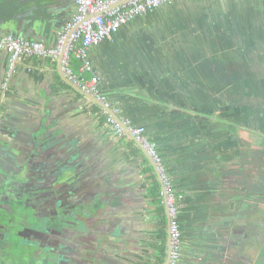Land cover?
<instances>
[{
    "label": "crops",
    "instance_id": "1",
    "mask_svg": "<svg viewBox=\"0 0 264 264\" xmlns=\"http://www.w3.org/2000/svg\"><path fill=\"white\" fill-rule=\"evenodd\" d=\"M35 6L37 14L50 17L52 14L48 12L49 7L60 8L56 9L57 14L60 12V15H57L60 19L65 17L68 20L75 12L73 0H0V21L21 13V7H26L30 11ZM218 12H222L230 21L232 16L238 13L248 22L257 21L264 25V0H172L171 3L161 4L153 12L131 20L102 43L93 46L90 50V58L96 70L94 72L100 78V88L108 96L111 107H117L121 111V108L141 103L139 98L149 101V97H153L157 100L156 98L160 96L159 85L162 81L165 61L171 62L173 67H180L188 58L193 60L192 57H187L189 54L185 53L188 51L187 37L195 41V32L190 26H193L196 32H202L205 30V22H211L214 14ZM7 28L0 22V29L7 30ZM59 30L60 28L48 23L44 31L39 29L37 35L27 33V36L43 41L48 46H54ZM196 35L198 36L197 33ZM236 40H240L238 35ZM231 42L235 44L228 35L224 43L230 46ZM2 51L5 55L8 53L5 48ZM58 59L59 57L30 56L20 60L30 65L25 73L30 76L28 84L31 92L28 94H34L40 82L50 81L61 85L56 88V95L49 101L50 103H47V106L52 111V120L63 115L70 131V136H67L72 137L73 140H79L91 133L102 145H110L108 166L119 168L121 178L118 180L120 182L114 179L112 191L121 190L125 192L126 197L115 196L107 206L108 216L102 219L111 221L116 228L119 226L118 229L120 225L123 226L120 232L113 229V233H108L106 238H108L107 241L117 240L122 244L120 238L128 236L131 246L125 249V252L133 257L112 253L111 261L118 264L119 259L122 258L130 261V264H164L169 249L170 220L161 176L156 174L151 162L128 134L131 129L129 126L125 127V123H120L124 128V134H118L115 130L110 134L109 131L112 128L107 122L109 113L98 112L88 103L74 109L67 108L68 111L64 114L63 110L66 108L60 106L68 101L72 89L66 82L71 80ZM79 64V61H74L73 66L76 70ZM94 72H86L83 75L90 77L95 74ZM172 78L173 85L174 83L183 85L180 77ZM26 83V81L21 83L22 89ZM74 85L80 88L78 84L74 83ZM115 93L123 95L122 98L113 96ZM37 95L40 96L39 93ZM180 103L177 102L174 105L175 110H178L175 113L178 117H181V113L177 112H181L179 109L183 107L182 100ZM189 103L193 105L192 102ZM34 105L41 106L37 102ZM20 109L22 115L19 126L21 129L18 131L20 139L23 142H30V139L35 141L34 131L37 119L42 113L39 114V110L34 113L21 107ZM192 109L187 108L189 111H195L194 108ZM160 112L157 111V118L161 120L165 115ZM26 113L30 116L27 117ZM126 113L130 115L132 122L146 126L147 132L151 134L154 132L153 135H155L150 123L137 122L128 111ZM175 120L177 119L172 118L168 122L169 126L165 122L161 124L163 127L159 130L161 135L159 140L162 142L158 140L157 144H159V153L164 154L163 163L172 179L173 188L176 193L182 194L180 200L182 202H178L183 210V212L178 210V221L181 231L183 230L182 254L178 264H244L243 259L249 255V251L255 263L259 257L260 247L257 231L264 217L263 215L253 216L252 222L248 217L250 212H261L260 210L264 208V205L258 201L259 178L263 173L261 174L256 165L247 166L248 155L238 150L235 135H229L227 132L219 138L217 145L219 148L214 154L206 153L197 146L202 145L200 140H197V145L188 143L186 147L180 149V145L184 142L179 137L180 130L176 128L179 122H174ZM170 127H173L176 132H171ZM163 128H167V131ZM218 130V127L212 128L207 131V134L210 138L218 136ZM173 139L177 141L178 146L169 143ZM146 153L152 156L148 149ZM259 153L256 152L253 163L257 164L259 161L257 158ZM106 164L96 167L86 164L80 169V182L71 184L72 188H75V194L70 195L71 191L67 193L72 204L75 199L83 202L86 198L94 196L96 199L108 196V190L105 191L102 187L99 192L97 191L101 176L96 172L102 171V167ZM201 174L215 178L214 186L216 185L218 189L212 191L207 204L197 205L200 202L188 204L185 202L188 198L194 196L196 192H201L196 191L197 186L195 185L196 188H194L192 184L194 180L201 177ZM249 176L251 178L248 181ZM118 185L120 187H117ZM127 187L131 189L130 193L126 192ZM249 192H251L250 195ZM128 196H131V200H128ZM198 196L200 197L201 194H197ZM249 196H255V200L250 201ZM195 209L198 212L192 213ZM100 218V215L92 214L89 226L93 219ZM248 229L255 235V242L246 249L244 242ZM226 239L232 243L229 247L225 242ZM90 246L95 247V244L90 243ZM90 246L86 250L97 254L98 252ZM114 246L116 250L120 249L117 244Z\"/></svg>",
    "mask_w": 264,
    "mask_h": 264
},
{
    "label": "water",
    "instance_id": "2",
    "mask_svg": "<svg viewBox=\"0 0 264 264\" xmlns=\"http://www.w3.org/2000/svg\"><path fill=\"white\" fill-rule=\"evenodd\" d=\"M167 2L171 3L172 0ZM20 9H22L21 13L0 21L8 27L7 30L0 29V40L6 34L35 40L34 37H28L27 33H36L37 35L39 29L44 31L48 23H52L53 27L61 28L67 21L65 17L60 19L57 16L60 12L57 14L56 9L60 8H48V12L52 14V17L37 14L35 11L36 6L30 11L26 7ZM214 15L211 22H205V30L202 32L198 33L193 26H190L191 30L195 32V41H191L187 37L188 51H185V53L186 55L189 54L187 57H192L193 60L188 58L180 67H173L171 62L165 61V69L162 70V81L159 85L160 96L156 98L157 100L153 97H149V101L139 98L141 103L129 105L121 108L119 112H114L113 107L106 106L97 96L87 93L81 87L76 88L72 81H66V76L64 80L70 85L72 92L68 96V101L60 106L66 108L63 110L64 114L67 113L68 109H74L88 103L98 112L103 111L111 114L121 124L124 123V119L129 118L131 125H139L140 123L132 122V118L126 113L128 111L135 121L150 123L155 135H153L154 132L148 134L152 141H157L156 143L161 137L159 133V130L163 127L161 124L165 122L169 126L168 122L175 118L177 120L174 122H179L176 126L180 130L181 136L179 137L184 142L180 145V149L186 147L185 145H188V143L197 145V140H200L202 145L197 146L210 154L216 153V150L218 151L219 138L227 132L229 135H235L238 150L248 155L247 160L249 162L247 166L253 167L256 165L259 170L264 171V25L257 21L248 22L242 19V15L238 13L232 16V21L222 12ZM228 35L235 44L231 42V45L228 46L224 43ZM236 35L240 37V40H236ZM92 47L89 49V57ZM2 49L3 47L0 46V83L5 81L8 86L6 89L2 87L0 91V185L14 187L23 191L26 195L24 184L21 181H25L26 177L32 171H35L36 163L32 159L38 157L42 162L38 163L37 166L42 167V170H50L51 173H55L56 179L60 180L62 184H66L67 187L70 186L68 191H71L70 195H74L75 188H72L71 184L80 182L79 171L84 165L90 164L96 167L107 163L102 167V171L96 172V174L98 173L101 176V180H97L99 181L97 191L99 192L102 187L105 191L108 190V196H101L100 199H96L94 196L83 201L84 214L87 215L89 220L92 214H98L101 218L93 219L91 226L85 224L79 228L74 227L75 239H78L76 243L82 242L79 249H83L80 251L75 243L71 244L74 249L72 250L74 258L67 264H114L111 261L112 253L133 258L131 254L125 252V249L131 246L129 245L128 236L120 238L122 244L117 240L115 242L107 241L108 238H106L108 233H113V229L120 232L123 226L120 225L118 229L119 226L116 228L111 221L102 219V217L108 216L106 214L107 206L114 200L115 196L126 197L125 192H121V190L112 191L114 179L118 181L121 178L119 168L108 166L111 153L110 145H102L98 138H95L91 133H89L90 135H84L79 140H73L72 137H69V127L63 115H59V117L52 120V111L47 106V103L54 99L56 88L61 87V85L50 81L40 82L36 87V92L28 94V92H31V87L28 84L30 76L25 75V73L30 65L22 63V60H17L11 66L9 53H7L8 58L7 54H3ZM61 59L62 56L60 55L58 62L63 67ZM93 68L96 72L94 65ZM173 76L175 78L180 77L183 85L179 83L173 85L174 81L171 82ZM25 81L27 83L22 89L21 83ZM199 83L201 85L204 83L208 93L214 96L212 99H219L220 104L213 103L212 99L204 100L197 91ZM3 90H5L4 94L6 93L5 98L3 97L4 94L1 95ZM116 95L121 98L123 96H120V93L113 94V96ZM180 100L183 102V107L179 109L181 112H177L181 113V117H178L175 115L178 110H175L174 105L177 102L180 103ZM36 102L40 103L41 106L36 107L34 105ZM189 102H192L193 105L191 106ZM20 103L22 107L30 112L35 109V112L39 110V114L42 113L37 119L38 122L34 131L36 148L33 150L28 149L22 143L18 133L21 129L19 127L21 110L15 106L20 105ZM201 106H205V109H201ZM215 107L221 109L218 112H212V108ZM187 108L191 110L194 108L195 111H189ZM157 111H161L160 113L165 115L161 120L157 118ZM26 114L28 117L29 114ZM126 126L128 127L125 124ZM216 127L219 129L217 131L218 136L210 138L207 131ZM163 129L167 131V128ZM170 130L176 132L173 127ZM109 132L112 134L114 131L112 129ZM128 134L151 162L156 174L160 176L158 165L154 158L146 153L147 148L144 144L132 132ZM169 143L178 146L177 141H174V139ZM257 151L260 153L257 156L259 161L256 164L252 160ZM160 155L162 158L164 157L161 152ZM180 157L182 158V156ZM43 161L46 163L45 166ZM42 170L41 172H44ZM214 183H216L215 178L201 174V177L192 183L194 188L197 186L196 191L201 192H196L194 196L188 198L185 202H188V204L200 202L197 205L207 204L212 191L218 189L216 185L214 186ZM126 192L130 193L131 189L127 187ZM163 194L166 199L164 186ZM197 194H201V196H198V198ZM128 200H131V196H128ZM178 210L183 212L180 206ZM197 212V209L192 211V213ZM87 242L88 244H95V247H90L98 252L97 254L84 251L85 247L89 248ZM225 242L228 247L232 244L228 239ZM115 244L120 247L119 250H116ZM168 246L169 249L164 264H169L170 261V240ZM49 252L48 261L52 264H64L62 263V257H64L62 252L57 250ZM118 264H130V261L121 258Z\"/></svg>",
    "mask_w": 264,
    "mask_h": 264
},
{
    "label": "flooded vegetation",
    "instance_id": "3",
    "mask_svg": "<svg viewBox=\"0 0 264 264\" xmlns=\"http://www.w3.org/2000/svg\"><path fill=\"white\" fill-rule=\"evenodd\" d=\"M7 86V83L2 81L0 91L2 87L6 89ZM197 91L204 100L214 97L208 93L204 83L202 85L199 83ZM4 92L5 90L1 95ZM3 97H6V93ZM212 102L220 104V100L216 98L212 99ZM205 106H201V109H205ZM15 107L25 109L21 103ZM220 109L212 108V112H218ZM32 112L35 113V109H32ZM22 143L30 150L36 148V140L30 139V142L22 141ZM32 160L36 163L35 171H32L25 181H21L26 195L14 187L0 185V264H52L48 261L51 250L62 252L64 255L62 263L67 264L74 258L71 244L75 243L78 249L82 246V242L76 243L78 239H75L74 227L89 225V218L84 214V203L75 199L72 204L67 195L70 190L67 185L57 180L55 173L39 168L37 165L42 161L38 157ZM43 163L45 166L46 163L44 161ZM260 172L263 175L259 178L258 201L264 205V171L260 170ZM250 178L249 176L248 181ZM249 200L253 202L255 196H249ZM260 211L249 213L250 222L253 216L264 217V208ZM257 237L260 243L259 257L254 263L249 251V255L242 258L244 264H264V219L260 222ZM245 239V248L249 249L255 242V235L250 229ZM169 240L170 234L168 242ZM87 246H90L88 242ZM86 249L87 247L84 251H87Z\"/></svg>",
    "mask_w": 264,
    "mask_h": 264
},
{
    "label": "built area",
    "instance_id": "4",
    "mask_svg": "<svg viewBox=\"0 0 264 264\" xmlns=\"http://www.w3.org/2000/svg\"><path fill=\"white\" fill-rule=\"evenodd\" d=\"M73 1L75 12L58 31L54 46H48L40 40H30L12 34L2 36L0 46L9 53L11 66L23 57L58 58L61 55L63 69L70 80L78 84L87 93L97 96L106 106L111 107L108 96L100 88V78L94 72L93 63L89 57L90 47L99 45L123 25L138 16L155 11L168 0ZM74 61L80 62L77 70L73 66ZM92 71L95 74L90 77L83 75ZM113 110L114 112L119 111L117 107ZM107 122L115 132L124 134V128L111 114H107ZM123 122L130 127L132 134L144 144L158 165L169 210L171 245L169 264H178L182 254V231L178 221V202L182 199V194L176 193L173 188L172 179L163 163L158 144L150 139L146 126L131 125L129 118L124 119Z\"/></svg>",
    "mask_w": 264,
    "mask_h": 264
},
{
    "label": "trees",
    "instance_id": "5",
    "mask_svg": "<svg viewBox=\"0 0 264 264\" xmlns=\"http://www.w3.org/2000/svg\"><path fill=\"white\" fill-rule=\"evenodd\" d=\"M148 133V132H147Z\"/></svg>",
    "mask_w": 264,
    "mask_h": 264
}]
</instances>
